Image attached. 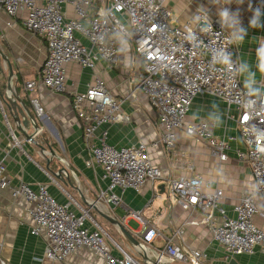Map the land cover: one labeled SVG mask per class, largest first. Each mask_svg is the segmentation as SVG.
Instances as JSON below:
<instances>
[{"label":"built area","instance_id":"1","mask_svg":"<svg viewBox=\"0 0 264 264\" xmlns=\"http://www.w3.org/2000/svg\"><path fill=\"white\" fill-rule=\"evenodd\" d=\"M67 5L73 8V17L65 13ZM257 7L264 11V0H254L253 11ZM0 13L10 17L25 13V28L45 40L48 55L38 82L47 89L57 93L67 90L70 63L94 73L95 79L87 91L74 94L73 111L90 150L87 166L101 168L109 182L108 188L101 190L99 201L119 206L126 191L140 193L148 184L161 180L162 170L154 164L151 149L163 147L177 169L187 164L186 152L177 147L179 130H184L196 142L206 143L213 156L227 161L228 152L232 150L230 143L216 137L214 129L209 131L202 121L188 123L186 118L189 105L200 95L220 98L229 107H235L239 112L238 128L246 146L245 150L237 151V157L250 168L255 188L242 192L234 207V216H229L222 207L223 190L214 188L201 176L189 174L168 180L166 192L171 204L201 214L200 220L191 224L210 228L214 242L227 257L251 256L256 249L264 255V230L255 223L257 216L264 217L258 206L259 199L264 200V139L257 133V129L264 130V101L252 114L246 110L247 106H241L245 91L241 78L231 80L223 72L209 69L208 51L196 49L185 41L186 27L191 23L176 26L168 0H0ZM209 19L212 32L201 33L197 28L198 39L208 47L227 46L233 61H238L235 45L229 44L228 31L221 27L219 18L209 16ZM119 38L130 41L136 55L144 62L140 90L157 110L161 129L160 140L151 145L141 142L117 149L108 144V130L102 129L129 120L123 112L122 101L114 97L97 73L101 61L110 67L119 64ZM36 85V81L28 82L26 88L33 90ZM33 104L42 117L43 107L38 101ZM0 115H5L1 97ZM189 127L196 128L194 135H188ZM188 171L193 172L192 165ZM6 189L11 190L14 198L23 197L30 204L28 213L34 223L31 234L46 238L44 257L48 260L63 262L78 250L86 249L105 264H206L205 252L182 243L180 230L168 240L146 223L138 234L141 247H136V251L143 258L138 260L115 243L89 212L76 213L70 205L60 204L46 185L33 189L20 181L12 186L6 166L0 162V190ZM116 190H120V194ZM133 216L142 221L139 213ZM157 240L165 242L163 248H151ZM115 249L121 257L113 254ZM0 264H5L1 255Z\"/></svg>","mask_w":264,"mask_h":264},{"label":"crops","instance_id":"2","mask_svg":"<svg viewBox=\"0 0 264 264\" xmlns=\"http://www.w3.org/2000/svg\"><path fill=\"white\" fill-rule=\"evenodd\" d=\"M224 1L220 0L217 4L214 0H168V6L173 11L174 24L183 26L192 22V17L197 14L199 8L201 11H207L212 19L219 18L215 14ZM231 1L237 8L233 9L231 2L227 5L233 9L232 12L239 13L242 26L247 29L243 44L235 45L236 54L239 60L246 59L255 66L257 39L264 38V27L249 26L253 15L252 4L248 9L244 5V0ZM64 10L69 17L74 16L72 6H65ZM25 16V13L15 17L0 13V51L5 57L1 64L7 74L5 78L0 77V89L8 92L10 64L13 69L11 86L14 93L20 98H30L32 103L38 101L44 113L39 120L41 130L35 135L36 141L27 140L23 130L13 119L11 111L5 106V115H0V162L5 164L12 186L24 181L33 189H37L40 184H44L60 204L70 205L76 213L83 210L89 212L102 229L106 227L105 222L112 226L117 225L106 220L101 214L116 219L139 242L141 237L138 234L144 223L159 230L168 240L180 230L181 242L191 249L204 251L206 262L210 264H229L231 259L237 261V264H264V255L259 249L251 256L227 257L214 242L210 228L201 224H191V221H199L201 214L185 211L180 206L171 204L166 192L168 180L189 174L201 176L214 188L223 190L225 197L222 207L229 216H234V207L239 202L242 192L253 191L255 188L250 168L237 157V151L246 148L238 128V110L229 107L220 98L200 95L193 100L186 118L188 123L201 122L200 119H193L194 114L198 113L202 118L207 117L212 111L213 103L218 104L225 123L220 129H214V133L216 137L226 139L231 145L232 150L228 152L227 161L222 162L213 156L206 143L196 142L187 136L184 130H179L177 147L186 152L187 164L177 169L163 147L151 149L154 164L162 170V179L155 184H148L140 193L126 191L119 206L106 200L99 201L101 190H106L109 182L104 178L101 168L87 166L90 150L82 126L73 111L74 94L87 91L95 79L94 73L78 64L70 63L67 65L65 92H53L39 83V72L48 55L47 44L44 39L25 28ZM261 23L264 24V15L261 16ZM79 37L84 44H88L85 38ZM118 46L119 64L110 67L108 63L101 61L97 73L114 97L122 101L123 112L129 120L103 126L102 129L108 130L107 142L117 149L136 146L141 142L151 145L160 140L161 129L157 110L140 90L144 62L136 55L130 41L119 38ZM253 70H256L255 67ZM257 80L264 82V77H261L259 72ZM32 81H36L37 85L33 90H28L26 84ZM241 83L243 85L242 78ZM33 107L37 114L34 104ZM26 133L34 135L33 127L30 126ZM36 142L51 148L55 156L49 151L42 152ZM191 165L193 172L188 171ZM61 167L73 172L70 183L65 184L53 175L52 172L57 173ZM115 192L120 194V190ZM258 206L264 212V200L259 199ZM29 207L30 204L23 197L14 198L10 189L0 190V255L5 264H105L103 259L86 249L78 250L63 262L46 259L44 252L47 241L44 236L31 234L34 223L28 213ZM137 213L141 216V222L133 216ZM133 221L138 224L134 232L128 226ZM255 223L264 230V217L257 216ZM121 241V244L114 242L136 259L143 260L136 247L124 234ZM164 244L163 240H157L151 248L161 249ZM113 254L121 257L116 249L113 250Z\"/></svg>","mask_w":264,"mask_h":264},{"label":"clouds","instance_id":"3","mask_svg":"<svg viewBox=\"0 0 264 264\" xmlns=\"http://www.w3.org/2000/svg\"><path fill=\"white\" fill-rule=\"evenodd\" d=\"M230 2L231 0H228L224 5ZM214 3L219 4L220 0H214ZM262 15H264V11L260 7H257L253 11L249 26L252 28L264 27V24L261 23ZM218 16L221 27L228 31L229 44L237 46L243 44L244 38L247 35V29L242 26L239 13L232 12L227 7L221 6L218 11ZM197 28L201 33H210L213 30L207 11H201V8L197 10V14L193 15L191 26L186 27L185 41L196 49L205 48L208 51L210 55L208 62L210 70L223 72L231 80L242 78L245 91L243 93L244 102L241 106H247L246 110L250 114L254 113L258 109V104L264 101V82H258L257 80V72L261 74V77H264V38L257 39L256 62L255 66H253L246 59L233 61L232 54L227 50V46L218 45L208 47L203 45L202 41L197 37ZM122 42L126 43V41ZM253 67H255V71ZM193 119H200L202 125L206 126L209 131L220 129L225 123L224 116L216 103H213L212 111L207 117L202 118L196 113ZM195 132L196 128H188V135H194ZM257 133L261 139H264V130L257 129Z\"/></svg>","mask_w":264,"mask_h":264},{"label":"water","instance_id":"4","mask_svg":"<svg viewBox=\"0 0 264 264\" xmlns=\"http://www.w3.org/2000/svg\"><path fill=\"white\" fill-rule=\"evenodd\" d=\"M4 55L0 51V77H7V74L5 72L4 66L1 64V60H4ZM8 92H3L0 89V97L3 101L4 106L11 111L13 115V119L18 123L20 128L23 130L24 135L26 136L27 140H34L36 141V134L39 133L41 130L40 127V117L35 113L33 103L30 98H20V96L17 93H14V90L11 86V79L13 76V69L10 64H8ZM32 126L34 129V135H28L26 133V130ZM37 143V142H36ZM37 146L42 152H50L52 156H55L54 151L50 148H47L45 146L40 145L37 143ZM53 175L61 180L63 183L67 184L71 182L70 176L73 174L72 171H68L66 168L61 167L60 170L55 173L52 172ZM162 189L163 186H162ZM106 220L110 221L112 224L117 225L122 233L125 235V237L135 246V247H141V243L121 224L120 221L110 218L107 215L101 214ZM229 264H237V261L234 259H231Z\"/></svg>","mask_w":264,"mask_h":264},{"label":"rangeland","instance_id":"5","mask_svg":"<svg viewBox=\"0 0 264 264\" xmlns=\"http://www.w3.org/2000/svg\"><path fill=\"white\" fill-rule=\"evenodd\" d=\"M228 0H225L224 1V4H226V2H227ZM253 3H254V1L253 0H244V5L245 6H247V8L249 9L250 7L249 6H251V4L253 5ZM223 3L221 4V5H219L220 7L221 6H223V7H227L230 11H232L233 9H234V7H236V4H234L232 1H231V5L233 6V9L230 7V6H228V5H224ZM237 8V7H236ZM218 11H219V9L216 11V14L215 15H218ZM215 13V12H214ZM216 17H218V16H216ZM216 19H218V18H216ZM92 216V215H91ZM93 218V217H92ZM94 219V218H93ZM105 229L103 228V230L105 231V233H107L108 234V236L112 239V240H114V241H116L117 243L119 242L120 244L122 243V241H121V239L123 238V234H122V231L120 230V228L119 227H117V226H112V225H110L109 223L107 224L106 222H105ZM129 229L131 230V231H135V230H137V228H138V224L136 223V222H131V223H129ZM109 238V241H111V239ZM113 245V244H112ZM174 264H179V262H177V263H174ZM206 264H210V262H206Z\"/></svg>","mask_w":264,"mask_h":264},{"label":"bare ground","instance_id":"6","mask_svg":"<svg viewBox=\"0 0 264 264\" xmlns=\"http://www.w3.org/2000/svg\"><path fill=\"white\" fill-rule=\"evenodd\" d=\"M147 252H149L148 250H146Z\"/></svg>","mask_w":264,"mask_h":264}]
</instances>
